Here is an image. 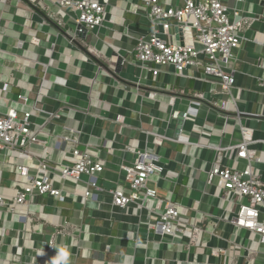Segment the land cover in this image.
<instances>
[{"label":"crops","instance_id":"0c3cea01","mask_svg":"<svg viewBox=\"0 0 264 264\" xmlns=\"http://www.w3.org/2000/svg\"><path fill=\"white\" fill-rule=\"evenodd\" d=\"M224 2L240 7L247 20L264 13V0ZM105 19L79 36L58 0H0V114L30 112L32 130L44 141L0 149V197L12 201L21 190L20 166L34 173L45 159L51 166L69 163L74 148L104 165L93 177L51 174L62 198L35 192L33 206L0 205V264H264V244L246 257L257 248L253 235L229 224L236 205L229 209L217 184L208 182L219 160L248 166L235 149L245 131L259 158L251 164L264 181V70L258 66L264 19L242 27L238 57L229 62L236 76L229 92L197 66L179 74L163 65L154 76L141 65L136 38L152 29L144 0H111ZM139 153L161 168L147 187L179 204L183 232L165 236L156 228L162 210L156 198L114 204L111 190L130 191L123 166ZM196 226L201 230L190 243L185 235ZM217 247L226 253L213 255Z\"/></svg>","mask_w":264,"mask_h":264},{"label":"built area","instance_id":"2783aa9c","mask_svg":"<svg viewBox=\"0 0 264 264\" xmlns=\"http://www.w3.org/2000/svg\"><path fill=\"white\" fill-rule=\"evenodd\" d=\"M144 1L149 9L152 29L149 34L136 38L135 58L141 65L148 68L154 76L159 74V67L163 65H173L179 74L197 66L203 70L206 80L218 83L225 92H229L236 82L234 70L230 69L229 62L238 57L236 52L243 39L242 27L246 21L263 20L264 13L247 20L240 7L230 6L224 0H184L182 5L170 7L163 6L159 0ZM236 1L239 4L243 0ZM58 3L71 16L75 26L83 24L88 32H94L104 24L111 7V0H58ZM172 25L180 31L171 34ZM258 66L264 70V57L259 60ZM201 98L204 99V95H201ZM19 99L28 101L22 95ZM245 137L235 149L238 151V157L250 161L248 166L241 170L223 166L219 160L208 172V182L217 184L221 192L220 198L229 204V209L236 205L234 217L229 224L245 229L253 235L257 248H248V257L259 251L260 244H264V181L251 164L253 160L259 161V158L256 150L248 145L249 131H245ZM37 143L44 141L32 130L30 112L20 115L15 108H10L8 112L0 114V149L27 148ZM72 154L74 160L56 166H51L46 159L43 160L34 173L20 166L26 178L21 190L17 191L12 201L0 197V205H9L13 210L19 205L33 206L29 203V198L35 192L62 198L61 192L51 184V174L60 178H78L83 174L93 177L104 170V165L86 152L74 148ZM123 168L130 191L111 190L114 204L124 208L140 199L156 198L158 208H162L159 212L161 223L156 228H160L165 236L183 232L179 204L171 199L159 198L155 190L147 187L151 174L161 168L144 159L141 153L137 155L133 165ZM85 195L89 196L90 191ZM211 224L216 225L217 222L211 221ZM200 230L201 228L196 226L189 235H185L190 243L195 241ZM52 244L53 241H50V247ZM225 253L226 249L222 247L212 249L213 255Z\"/></svg>","mask_w":264,"mask_h":264},{"label":"water","instance_id":"95a60500","mask_svg":"<svg viewBox=\"0 0 264 264\" xmlns=\"http://www.w3.org/2000/svg\"><path fill=\"white\" fill-rule=\"evenodd\" d=\"M179 31L180 30H178V28H177L176 32L178 33ZM75 33L78 34L79 36H86L88 33V30L83 24H79V25H76ZM121 62H122V58L119 59L118 66H120ZM180 120H182V119H180Z\"/></svg>","mask_w":264,"mask_h":264},{"label":"rangeland","instance_id":"374dc122","mask_svg":"<svg viewBox=\"0 0 264 264\" xmlns=\"http://www.w3.org/2000/svg\"><path fill=\"white\" fill-rule=\"evenodd\" d=\"M230 64H232V62Z\"/></svg>","mask_w":264,"mask_h":264}]
</instances>
